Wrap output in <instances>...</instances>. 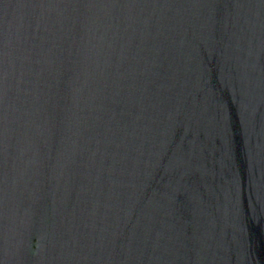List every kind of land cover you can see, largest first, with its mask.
Instances as JSON below:
<instances>
[{
    "label": "water",
    "instance_id": "water-1",
    "mask_svg": "<svg viewBox=\"0 0 264 264\" xmlns=\"http://www.w3.org/2000/svg\"><path fill=\"white\" fill-rule=\"evenodd\" d=\"M0 264H264V0H0Z\"/></svg>",
    "mask_w": 264,
    "mask_h": 264
}]
</instances>
